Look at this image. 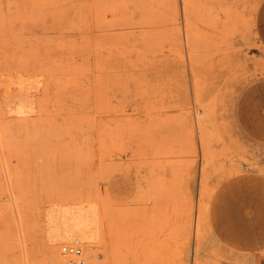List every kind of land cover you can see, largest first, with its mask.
I'll return each mask as SVG.
<instances>
[{
    "label": "rangeland",
    "instance_id": "374dc122",
    "mask_svg": "<svg viewBox=\"0 0 264 264\" xmlns=\"http://www.w3.org/2000/svg\"><path fill=\"white\" fill-rule=\"evenodd\" d=\"M262 1L0 0V264H264Z\"/></svg>",
    "mask_w": 264,
    "mask_h": 264
},
{
    "label": "crops",
    "instance_id": "0c3cea01",
    "mask_svg": "<svg viewBox=\"0 0 264 264\" xmlns=\"http://www.w3.org/2000/svg\"><path fill=\"white\" fill-rule=\"evenodd\" d=\"M256 30L264 46V0L258 9ZM233 115L239 133L252 144L264 146V77H258L242 88Z\"/></svg>",
    "mask_w": 264,
    "mask_h": 264
},
{
    "label": "bare ground",
    "instance_id": "6f19581e",
    "mask_svg": "<svg viewBox=\"0 0 264 264\" xmlns=\"http://www.w3.org/2000/svg\"><path fill=\"white\" fill-rule=\"evenodd\" d=\"M14 28V27H13ZM2 39V38H1ZM23 78V77H22ZM13 82V81H12ZM15 82V81H14ZM24 82H25V80H24ZM19 84V88L21 89L24 85H25V83H24V85L23 84H20V83H18ZM12 87V86H11ZM26 87H28V86H26ZM28 90V89H27ZM33 92V91H32ZM13 93V92H12ZM19 95V94H18ZM22 95L20 94V98H22L21 97ZM26 96V95H25ZM27 97V96H26ZM2 99V98H1ZM18 99H19V97H18ZM23 99H25V98H23ZM30 99V98H29ZM28 100V99H27ZM3 103V102H2ZM87 208V207H86ZM80 209V208H79ZM80 210H82V208L80 209ZM80 210H78L79 212H78V214L76 215V213H75V215L76 216H74V217H72L71 218V220L73 219V222H72V224H71V226H69V225H67V226H69L68 228H69V230H66V229H68V228H66L65 230H66V232L68 233V235H71L70 236V239H72V240H74L73 242H77V243H79V240L78 239H82V241L83 240H85V242H86V240H89V236H90V231H89V223H90V220H91V216H92V214L90 215V220H87V218L84 216V212H82V211H80ZM85 210V209H84ZM95 211V210H94ZM65 212H66V210H65ZM68 212H70V211H68L67 210V214H68ZM74 213H72V214H74ZM86 213H87V211H86ZM89 213V212H88ZM59 214V213H58ZM57 214V215H58ZM62 214V213H61ZM60 215V214H59ZM63 216V218L65 217L64 215V212H63V214H62ZM87 215V214H86ZM99 215V214H98ZM98 215H95L94 217H96V216H98ZM61 216V215H60ZM70 216V215H69ZM59 217V216H58ZM61 218V217H60ZM62 219V218H61ZM65 219V218H64ZM70 220V218L68 217L66 220ZM55 220V219H54ZM55 222V221H54ZM70 222V221H69ZM94 222V223H93ZM95 220L94 221H92V224H95ZM53 223V222H52ZM55 224V223H54ZM67 224H68V222H67ZM91 224V223H90ZM91 224V225H92ZM58 225H59V222H58ZM61 225V224H60ZM65 225H66V223H65ZM96 225V224H95ZM94 225V226H95ZM56 226V225H55ZM96 227V226H95ZM96 229V228H95ZM58 230V229H57ZM63 230V229H62ZM92 231V230H91ZM60 234V233H59ZM59 237H61V235H59ZM93 252V251H92ZM82 253H83V251H82ZM52 264H60V261H59V259L58 258H56L55 260H53L52 261ZM93 264V263H92Z\"/></svg>",
    "mask_w": 264,
    "mask_h": 264
},
{
    "label": "built area",
    "instance_id": "2783aa9c",
    "mask_svg": "<svg viewBox=\"0 0 264 264\" xmlns=\"http://www.w3.org/2000/svg\"><path fill=\"white\" fill-rule=\"evenodd\" d=\"M65 257L64 264H84L82 249L76 244H63L60 247Z\"/></svg>",
    "mask_w": 264,
    "mask_h": 264
}]
</instances>
